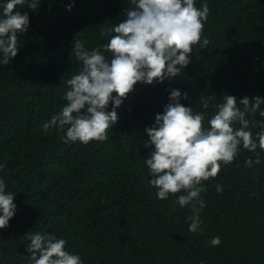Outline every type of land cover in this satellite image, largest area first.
<instances>
[{
	"label": "trees",
	"instance_id": "16d2710c",
	"mask_svg": "<svg viewBox=\"0 0 264 264\" xmlns=\"http://www.w3.org/2000/svg\"><path fill=\"white\" fill-rule=\"evenodd\" d=\"M206 2L208 45L193 46L177 77L137 82L116 108L108 138L87 144L40 127L65 103L66 81L80 70L74 40L99 49L112 35L107 29L126 18L129 0H38L35 8L15 9L27 12L29 28L18 35L16 56L0 65V178L17 206L0 229V264H28V231L65 239L83 264H264V151L256 150L259 165L246 167L245 159L256 157L241 147L202 181L199 232L188 230L189 207L174 204L179 193L160 200L148 183L144 159L152 146L144 129L170 103V90L187 93L179 102L204 111L205 126L225 94L237 105L245 96L264 98V0ZM246 118L264 120L259 110ZM214 236L221 241L215 247Z\"/></svg>",
	"mask_w": 264,
	"mask_h": 264
},
{
	"label": "clouds",
	"instance_id": "9594fccd",
	"mask_svg": "<svg viewBox=\"0 0 264 264\" xmlns=\"http://www.w3.org/2000/svg\"><path fill=\"white\" fill-rule=\"evenodd\" d=\"M37 3L0 0V65L9 64L16 56L18 35L29 28L27 12L21 14L15 9L24 4L35 8ZM129 3L126 18L107 29L112 35L99 49L86 48L83 42L74 40L72 53L81 62L80 70L67 79L65 103L42 122V133L55 128L63 131L64 142L104 141L118 119L116 108L137 82L152 84L177 77L190 63L193 46L199 43L203 49L208 45L207 37L202 36L209 13L206 0L199 7L195 0ZM71 7L70 3L66 10ZM105 53H110V58ZM168 98L170 103L155 115L154 124L144 129L152 146L144 164L151 177L148 183L158 199L167 200L170 194L179 193L173 202L181 208L189 207L188 230L195 233L201 231L200 212L205 206L200 195L206 191L202 181L215 177L241 147L255 153V159H245L246 167L261 163L256 150L264 151V120H250L246 114L259 110V116L264 117V108L260 107L264 98L250 100L245 96L237 105L236 97L225 94L223 101L214 105L206 126L204 111H194L179 102L187 98V93L172 89ZM109 102L112 108L106 111ZM201 106L209 107L207 101ZM256 127L259 131L253 134L251 129ZM215 190L221 192V185L216 184ZM13 200L14 193L0 178V229L6 228L14 216L17 206ZM24 236L29 241L25 246L28 264H83L80 254L68 251L66 240L52 232L28 231ZM220 242L219 236L209 241L213 247Z\"/></svg>",
	"mask_w": 264,
	"mask_h": 264
}]
</instances>
